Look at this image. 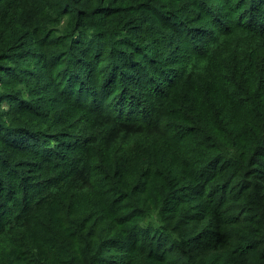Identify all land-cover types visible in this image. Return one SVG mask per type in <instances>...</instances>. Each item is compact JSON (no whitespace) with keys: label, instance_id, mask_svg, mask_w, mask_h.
I'll return each mask as SVG.
<instances>
[{"label":"trees","instance_id":"trees-1","mask_svg":"<svg viewBox=\"0 0 264 264\" xmlns=\"http://www.w3.org/2000/svg\"><path fill=\"white\" fill-rule=\"evenodd\" d=\"M0 264H264V0H0Z\"/></svg>","mask_w":264,"mask_h":264}]
</instances>
